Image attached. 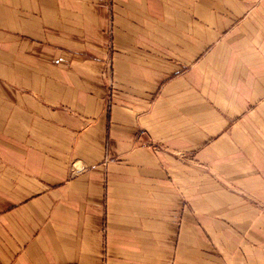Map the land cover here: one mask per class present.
I'll use <instances>...</instances> for the list:
<instances>
[{"label": "crops", "instance_id": "0c3cea01", "mask_svg": "<svg viewBox=\"0 0 264 264\" xmlns=\"http://www.w3.org/2000/svg\"><path fill=\"white\" fill-rule=\"evenodd\" d=\"M0 264H264V0H0Z\"/></svg>", "mask_w": 264, "mask_h": 264}]
</instances>
